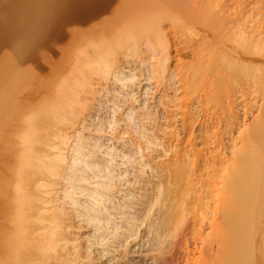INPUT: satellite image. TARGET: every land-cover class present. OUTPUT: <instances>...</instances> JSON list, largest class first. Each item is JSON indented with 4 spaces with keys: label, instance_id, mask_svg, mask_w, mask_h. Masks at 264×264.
I'll list each match as a JSON object with an SVG mask.
<instances>
[{
    "label": "bare ground",
    "instance_id": "1",
    "mask_svg": "<svg viewBox=\"0 0 264 264\" xmlns=\"http://www.w3.org/2000/svg\"><path fill=\"white\" fill-rule=\"evenodd\" d=\"M108 1L4 6L0 264H141L130 253L145 237L139 251L151 264H264V123L235 128L232 110L223 121L209 107L198 120L188 105L182 133L156 126V109L132 93L151 78L142 48L118 61L117 48L90 34ZM150 51L160 63L172 53ZM259 92L264 109V73Z\"/></svg>",
    "mask_w": 264,
    "mask_h": 264
},
{
    "label": "rangeland",
    "instance_id": "2",
    "mask_svg": "<svg viewBox=\"0 0 264 264\" xmlns=\"http://www.w3.org/2000/svg\"><path fill=\"white\" fill-rule=\"evenodd\" d=\"M8 2L0 0L1 19ZM261 5L259 0H109L100 24L90 34L101 37L106 48H117L118 61L125 58L132 44L142 48L139 56L146 58L143 66L153 64L151 78L143 80L142 93H137L138 89L132 93L140 94L156 109V126L159 123L175 125L182 133L185 115L181 108L188 105L198 111V120L203 119L209 107L211 116L223 121L225 111L229 114L232 110L235 128L256 126L264 123L259 92L264 48H255L261 38L264 43V19L257 14ZM152 48H171L172 53L160 63L161 57H150ZM174 48L181 50L178 59L174 58L177 55ZM172 76L176 91L168 85ZM122 92L127 93L125 89ZM168 92L177 95L176 101L166 98ZM108 108L101 112L103 116L108 115ZM172 110L175 116L170 118ZM125 136L139 140V132L134 129H129ZM104 142L107 145L110 141ZM120 150L118 147L119 154ZM156 150L146 152L156 156L160 152ZM147 229L145 224L140 227L142 234ZM138 240L139 237L132 245ZM146 240L147 237L132 246L133 263L151 264L152 259L139 251ZM259 257L260 261L264 260V247Z\"/></svg>",
    "mask_w": 264,
    "mask_h": 264
}]
</instances>
